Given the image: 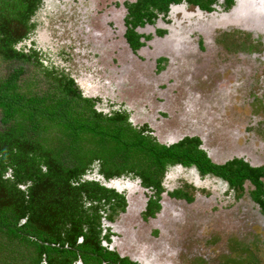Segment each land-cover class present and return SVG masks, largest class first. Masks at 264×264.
I'll list each match as a JSON object with an SVG mask.
<instances>
[{"label": "rangeland", "instance_id": "1", "mask_svg": "<svg viewBox=\"0 0 264 264\" xmlns=\"http://www.w3.org/2000/svg\"><path fill=\"white\" fill-rule=\"evenodd\" d=\"M136 1L41 0L30 21V27L34 26L29 32L21 30L22 38L32 40L29 50H33L38 62L49 67L55 77L60 78L61 71L74 80L90 77V84L98 88L86 94L96 99L98 112L109 114L121 109L133 126L146 127L157 135L161 144L199 138L201 147L218 162L243 157L249 164L264 167V56L258 47L264 33L255 41L245 40V47L228 51L227 46L230 48L238 42L236 34L248 37L250 34L246 30L223 28L219 34H205L209 40L199 54L196 36L193 40L186 39L184 24L180 25L179 21L181 14H177L174 18L178 19L179 28L171 30L166 40L156 38L147 48L135 50L127 40L129 28L125 20L126 4ZM187 8L196 12L193 6ZM136 32L148 36L141 40L144 46L153 30L138 28ZM182 37L184 40L180 42ZM229 42L233 44L227 45ZM172 43L181 44L178 47L181 51L198 53L205 67L192 66L195 71L190 78L189 74H182L186 70L183 54L166 53L171 62L164 57L169 63L168 67L164 64L169 75V83L163 85L165 90L158 91L156 85L149 84L145 93L147 102L135 103L130 91L138 90L144 77L151 82L154 62L159 58L155 55L168 52ZM17 47L27 49L23 44ZM247 48L250 52L245 51ZM0 67L4 65L0 63ZM187 81L194 84L190 86L192 89ZM158 93L162 95L155 100ZM176 169H168L170 173L163 181L166 194L164 191L158 196L152 194L151 203L145 199L147 191L143 190V181L134 173H125L118 180L110 181L102 175L98 178L88 175L86 179L90 182L120 191L116 193L119 198L102 206L104 217L100 227L91 228L90 245L95 246L100 240L103 246L113 245L114 252L140 264H264V223L258 219L253 203L248 198L231 200L230 208L210 217L206 209L207 213L201 212L203 206L196 203L197 198L190 201L167 198V187L195 192L194 171L181 169L179 175ZM10 176L8 171L6 177ZM169 201L179 215L172 214L173 220L183 223V215L191 213L199 215L206 226L189 232L188 238L177 236L178 223L171 226L158 220L161 210H168ZM93 205L84 199L81 208L76 210L77 216L87 219L89 215L92 222ZM147 239L159 247L146 243Z\"/></svg>", "mask_w": 264, "mask_h": 264}, {"label": "trees", "instance_id": "2", "mask_svg": "<svg viewBox=\"0 0 264 264\" xmlns=\"http://www.w3.org/2000/svg\"><path fill=\"white\" fill-rule=\"evenodd\" d=\"M179 1L137 0L126 6L134 20L151 19L154 11H166L170 3ZM187 1L206 5L214 0ZM40 2L0 0V63L4 65L0 67V264L39 263L38 251L26 252L24 263L18 262L20 255L14 253L26 240L18 226L25 217L29 227L47 229L50 241H57L63 228L71 229L73 243L84 234L87 221L83 236L89 239L92 229L99 227V203L102 199L107 203L111 197L96 183L80 181L93 162L103 166L106 177L115 170L119 175L133 172L143 183L152 181L156 187L166 166L175 163H195L204 172L225 171L229 177H247L258 183L246 164L234 162L226 169L211 164L198 149L197 138L165 146L136 130L125 112H98L95 102L82 97L72 80L52 75L34 52L27 55L18 50L25 39L21 30L29 32L34 26L30 27V21ZM127 40L134 47L140 45L130 35ZM8 171L10 177H6ZM22 186L26 188L21 190ZM84 199L97 202L92 222L89 215L87 219L77 216Z\"/></svg>", "mask_w": 264, "mask_h": 264}, {"label": "flooded vegetation", "instance_id": "3", "mask_svg": "<svg viewBox=\"0 0 264 264\" xmlns=\"http://www.w3.org/2000/svg\"><path fill=\"white\" fill-rule=\"evenodd\" d=\"M252 1L255 4H258L259 7L258 12H252L253 11V9L251 8L252 5H247L248 0H214L211 3H206L207 7L206 5L194 4V3H189L187 0H181L176 3L175 2L170 3L167 6L166 11H161V12L154 11L153 12L154 15L151 19H149L148 17H143L139 20H134L133 18H131L127 8V16L125 22L129 30L126 33V37L130 35L133 38H137V41L140 43V45L138 47H132L135 50L137 48L141 49L142 47L145 49L147 48V44L151 43V41H153L154 39L158 38L161 41L166 40L167 35H169L171 30H174L175 28H179L178 26L179 23H177L178 19L174 17H176L177 14H181L179 21H180V25L184 24V30L186 31L185 37L186 39L193 40L194 36H196L198 40L196 51L199 54H202V52L204 51L203 49L205 46V42L209 40L208 38H206L209 35H205V34H212V33L219 34V31H221V29L228 27L230 28L225 30L235 29V30H240L242 32L244 30L249 31L248 32L250 34L249 37L246 35L242 36L241 34H236L237 36L236 38L238 39V42L235 45L230 46V48L228 46L226 48L228 51L234 48L241 49V46L243 47L246 46L245 40L255 41V39L258 36H260L261 33H264V0H252ZM242 3L245 5L244 8L245 10L239 11L238 8L241 6ZM189 6H193L196 9V12L195 10L188 11L187 7ZM138 28L144 30L151 28L153 30L151 35H149L150 38L148 42H146L144 46H143L144 42L141 40L148 39V36L144 37L143 35L138 34L136 32ZM247 28H249V30H247ZM197 31H198L197 35H194ZM224 35L225 33L223 34V36ZM183 40H184L183 37L179 38L180 42H182ZM175 41H178V39H176ZM220 41L222 42V40ZM31 42L32 40L26 37V39H24L20 43L26 46L25 48L27 49H23V50L27 55L33 52V50H29V48L31 47ZM20 44H18V46H20ZM231 44H233V42H229L227 45H231ZM259 44L260 45L258 47L262 48V50H260V53L261 55L264 56V39H262L259 42ZM180 45L181 44L172 43L167 49L168 52H165V54L155 55V58L157 57L159 58H157L154 62L152 78L150 79L151 82L148 81L149 79H147L146 81L145 77L141 76L144 77L142 78L144 82L141 83L140 88L138 90L132 89V91H130L132 97L137 96V102L135 103L140 102L142 104L143 102L145 103L147 102V100L145 99V93H146V87L149 86V84L150 86L156 85L158 91L165 90L164 89L165 87H163V85L166 86L169 83V82L167 83V76L169 77V75L164 64L167 63V67H168L169 63L166 58L170 59L171 62V57H169L166 53L169 54L171 51L172 52L178 51L180 52L181 55L183 54V59L186 60L184 62V64L186 65L185 66L186 70H183L182 74L185 75L189 74L190 78H192V75L190 74H193V72L195 71L192 68V66L200 65L201 67H205V64H203L201 59L198 57V53L187 50L181 51L180 49H178ZM17 49L19 50L18 47ZM41 50H43V53L45 52L44 48H42ZM245 51L250 52V48H247ZM262 58L264 59V57ZM47 68L51 70L49 67ZM60 76L61 77L66 76V74L61 71ZM66 77L69 80H72L75 86L78 87V91L82 97L90 98L87 95L88 93L90 94V90L93 88H98L97 85L90 84V82L92 81L90 77L83 76V78H80L79 80H74L70 76H66ZM187 86L190 89H192L190 86H194V84L187 81ZM161 95L162 93H158V97L156 95L155 100L157 98L159 100V97ZM217 97L218 95H216L215 98ZM92 100L94 101L93 98ZM155 100L153 103H155ZM94 102L95 103L97 102L96 99ZM94 108H95V104H94ZM114 111H121V109H116ZM112 112L113 111H111L110 113ZM128 122H130L129 116H128ZM134 128H136V130H143L146 134L151 135L153 138L157 140L158 143H160L157 135L156 134L153 135L151 131L146 129V127L134 126ZM184 139H182L177 143H171V142L169 144L162 143V145L171 146L173 144H179L180 142H183ZM197 139L199 140V138ZM201 145L202 144L200 141L198 145V149L202 151V153L211 162V164L225 169L234 162H240L242 164H246L251 169V171L252 170L254 171L253 174L255 175L257 179L256 181L258 183H254L252 179L247 177H243V178L241 177L239 179H236L235 176L229 177V175L225 171L222 172L220 171V173L218 174L209 171L204 172L195 163H190V164L175 163L172 165L168 164L166 166V170L162 175L159 187H156V185L154 184L155 182L152 181H148L149 185L144 183L145 187L143 188V190L144 192L147 191V195L145 199L149 201V203H151L150 201L152 200L151 198L152 194L158 196L160 193L162 194L163 191L165 192L162 185H163V181L167 179V174L170 173L168 169H170L171 167H177L176 169V171H178L177 174L180 175L181 169L189 168L190 170L194 171L192 177L197 178L196 179L197 184L195 185L196 187L194 189L195 192L189 193L188 190L183 188L168 189L167 187V198H169L170 196L174 200H185V201H190L192 198L195 199L197 198L196 203L199 204L200 206H203L201 212L203 211L206 212L205 211L206 209L207 212L210 214V217L219 214L220 211H221L220 213H222L228 208H230L231 200H240L243 198H248L250 202L253 203L254 211L258 219L264 223V182L262 180L264 177V167L254 166L251 163L249 164L246 158L243 157L242 158L234 157L224 162H218L216 159L212 158L210 153L204 150L201 147ZM101 166L102 165L99 164V162H93L85 171V173L80 177V181L83 183L90 182L88 179H86L88 175L96 176L97 178L101 177L102 175L105 178V180L108 181L112 180V178L118 180L119 178H121L123 174H125L122 173L119 175L118 172L115 170L114 172H112L111 176L106 177L101 169ZM127 173H133V172H127ZM133 175L138 176L143 181L141 176L137 174H133ZM150 178L154 179L155 177H150ZM113 182L114 181H112V183ZM90 183H96V182H90ZM96 184L99 185L98 183ZM99 186L103 187L101 185ZM20 188L21 190H23L26 187L22 186ZM103 188L109 191L111 194L109 201L111 199L119 198L117 196V194L120 193L118 189H115L116 190L115 192L113 190H108L105 187ZM93 203H94L93 206L97 205V202H93ZM170 203H172V201L171 202L169 201L167 203L168 204L167 211L161 210L160 214L158 215V220L163 221L165 224H169L171 226H174L178 223L177 231H175L177 236H185V238H188L190 235L189 232L198 230L199 226L201 225L206 226V223L200 218L199 215L193 214L195 215L193 216L191 213L183 215L184 216L183 223L173 220L172 214H176V216L179 215L177 214L178 213L177 210L175 211V208L173 206L174 204L172 205ZM105 204H106L105 199H102L101 202L99 203V206H104ZM156 206L158 205L156 204ZM217 207H221L220 210L217 209ZM104 208L105 207H102L99 210V214L101 216L99 220V227L102 222V217H104ZM169 219L171 221H168ZM29 223L30 222H28L25 217L18 224V226L22 229L21 230L22 237L26 238V240L21 241V243H19L20 246L17 247V249H15L14 253L20 255V259L18 262L24 263L27 257L26 252L30 251L31 253H34L35 251H38L40 253V260L39 263L37 264H140L139 261L137 262L131 260L128 257L122 256L114 252L115 250L112 249L113 245H111L110 248L103 246L100 240L99 243L97 244V247L93 248L94 244L90 245L88 239L84 238L83 236L87 233L86 228H84V234L82 236L76 237V240L74 241L75 243L72 242L74 239V235H72V233L70 232L71 229L69 231H66L64 228L60 238L57 241L56 240L50 241L47 240L46 237V233L48 232L47 229H44L42 226L31 228L28 226ZM204 229L206 230L207 228ZM44 233L45 235H43ZM199 237L203 238L204 236H199ZM145 241L146 243L152 245L153 247L156 248L159 247V244L156 242L155 243L149 242L148 239ZM48 248H51L53 250L47 251ZM184 249H189V248L184 247ZM108 257L109 259L107 261L105 258ZM13 264H16L15 261L13 262Z\"/></svg>", "mask_w": 264, "mask_h": 264}, {"label": "water", "instance_id": "4", "mask_svg": "<svg viewBox=\"0 0 264 264\" xmlns=\"http://www.w3.org/2000/svg\"><path fill=\"white\" fill-rule=\"evenodd\" d=\"M244 8H245V5L242 3L241 6L238 8V10H239V11H240V10H244ZM251 8L253 9L252 12H258V11H259L258 4H255V3H253V2H252V6H251Z\"/></svg>", "mask_w": 264, "mask_h": 264}, {"label": "bare ground", "instance_id": "5", "mask_svg": "<svg viewBox=\"0 0 264 264\" xmlns=\"http://www.w3.org/2000/svg\"><path fill=\"white\" fill-rule=\"evenodd\" d=\"M252 0H248V3H247V5H252ZM245 10V9H244ZM243 10V11H244ZM133 98H134V100L137 102V96H133Z\"/></svg>", "mask_w": 264, "mask_h": 264}]
</instances>
